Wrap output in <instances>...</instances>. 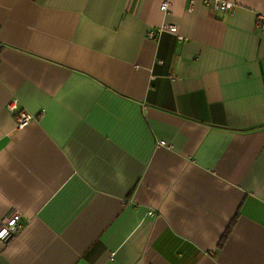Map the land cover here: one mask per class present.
I'll return each instance as SVG.
<instances>
[{
    "label": "crops",
    "instance_id": "1",
    "mask_svg": "<svg viewBox=\"0 0 264 264\" xmlns=\"http://www.w3.org/2000/svg\"><path fill=\"white\" fill-rule=\"evenodd\" d=\"M164 1L0 0V264H264V0Z\"/></svg>",
    "mask_w": 264,
    "mask_h": 264
},
{
    "label": "built area",
    "instance_id": "2",
    "mask_svg": "<svg viewBox=\"0 0 264 264\" xmlns=\"http://www.w3.org/2000/svg\"><path fill=\"white\" fill-rule=\"evenodd\" d=\"M196 1H202L206 7L218 11L224 14H228L236 8V5L233 2L225 0H190L191 4H194ZM170 6V0H165L161 6V11L163 13H168ZM259 28L264 30V15L261 16L259 22ZM170 31L171 33H177V28L174 26H164L158 33L164 31ZM150 37L154 38L155 33L151 32ZM8 111L16 116L17 123L19 128H23L34 121V116L29 114L25 110H19L18 101H12L7 107ZM162 146H165V142H161ZM24 224L22 216L18 213L13 214L9 218H5L0 222V242L3 244H8L14 238H16L20 232L23 230Z\"/></svg>",
    "mask_w": 264,
    "mask_h": 264
}]
</instances>
